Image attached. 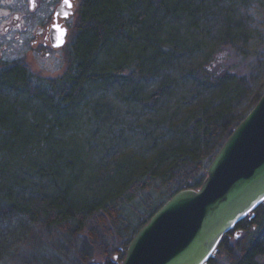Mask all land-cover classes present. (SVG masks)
I'll return each mask as SVG.
<instances>
[{
    "label": "trees",
    "instance_id": "obj_1",
    "mask_svg": "<svg viewBox=\"0 0 264 264\" xmlns=\"http://www.w3.org/2000/svg\"><path fill=\"white\" fill-rule=\"evenodd\" d=\"M242 4L84 0L59 77L45 79L19 67L1 74L0 129L7 131L0 135V226L16 219L21 226L0 230V264H50V253L66 264H99L91 261L94 255L104 258V264H115L111 258L123 259L134 234L169 197L201 185L217 150L263 93L264 85L257 88L242 72L213 65L218 53L241 52L238 44L248 41L245 24L236 19ZM208 28L213 32L206 37ZM153 79L155 87L149 91L144 84ZM112 80L126 86L109 93L106 83ZM45 85L61 101L56 108L49 105L41 124L51 135L43 126L35 127L42 140L52 138L44 151L45 142L31 147L23 138L28 132H15L12 119L23 118L20 110L25 112L28 100L43 101L34 92ZM95 91L117 97L120 106L136 113V121L133 115L114 114L109 125L119 140L111 130V148L90 156L104 163L86 170L78 156L62 149L65 136L56 139L54 134L61 136L67 129L52 118L74 108L77 96L88 109ZM19 98L21 108H16ZM99 128L103 124L87 138L92 147L104 137L102 129L100 140H93ZM140 136L145 143L133 144ZM39 147L40 155L48 157L47 173L40 162L21 169L17 157L28 161ZM82 180L93 187L81 191ZM151 189L164 197L162 202L128 233L126 208ZM253 213L222 237L206 264H264V202Z\"/></svg>",
    "mask_w": 264,
    "mask_h": 264
},
{
    "label": "water",
    "instance_id": "obj_2",
    "mask_svg": "<svg viewBox=\"0 0 264 264\" xmlns=\"http://www.w3.org/2000/svg\"><path fill=\"white\" fill-rule=\"evenodd\" d=\"M64 35L53 33V46H62ZM263 202L264 91L217 150L201 185L169 197L119 264H206L222 237Z\"/></svg>",
    "mask_w": 264,
    "mask_h": 264
},
{
    "label": "rangeland",
    "instance_id": "obj_3",
    "mask_svg": "<svg viewBox=\"0 0 264 264\" xmlns=\"http://www.w3.org/2000/svg\"><path fill=\"white\" fill-rule=\"evenodd\" d=\"M243 2L242 6L237 7L236 12V19L241 20L242 24H245V28H247L248 32V41L246 44H238L241 46V52H236V50H223L220 53L216 55L215 61H214V67L217 65H221L222 68H226L229 71H238L242 72L244 75H246L248 78H250L252 81H255L256 87H260L264 85V4H262L263 1L260 0H240ZM239 2V1H238ZM170 7H174V4H169ZM209 26H211L209 24ZM209 29V28H208ZM73 31L72 35H70L67 47L65 49V54L68 52V49L70 48L72 42H73ZM208 36L211 35V29L207 31ZM141 43V42H140ZM62 51H58V55H52L49 58H40L37 57L34 61V65L32 68V71L36 76H40L41 78H56L59 77L64 70V60L61 57ZM64 54V55H65ZM136 55L135 53H133ZM196 63L200 62V58H197L195 60ZM194 63V64H196ZM174 76H177L176 74H173ZM156 81L153 79L149 83H145L144 86L147 88V90L151 91L153 87H155ZM107 92L112 93L113 91H122V88L126 86V83L122 86V88L118 87L121 84V81H108L107 83ZM90 91V90H89ZM264 91V86L261 89V92ZM3 92H6L3 91ZM98 91L92 92L89 97L92 96V102L89 103V107L83 108L81 106V101L83 100V97L77 96L76 100L73 102L75 107L72 108L68 113H60L57 117L52 118L53 122L56 120L59 121L58 123L61 124L62 128L63 126L66 127L67 131L64 130L61 133V136L55 135L56 139H63L65 136V145H62V149L72 152L70 155L72 156H78L81 161H83L84 165L87 166L86 170H92L94 166L102 165L104 162L97 163L93 160L92 156L94 153H102L107 152L109 148H111L112 143L115 141L111 140V126L109 125L112 121V118L114 117V114L121 118H127L133 115V122L136 121V113H132L134 111L129 110L126 107L120 106L119 99L113 95L108 96L101 94L99 95L97 93ZM49 93V97H48ZM54 92H48V86L45 85L41 88H39L36 92H34L35 95L38 97H42L43 101H35V100H28L25 112H22L20 110V116L23 118H17L12 119V121L16 124L14 125L15 132L18 129L26 130L28 134L25 136L23 134L24 140H27L31 147H34L39 141L45 142L44 146L41 147L42 150L45 151L46 147H48L51 144L52 138H48L47 140H42V136L40 135L42 132L40 131H34L35 127H38L44 122L46 118V113L48 110V107L50 105V108L53 106V108H56V105L60 103L61 98H57L53 96ZM98 96V98H97ZM126 96V95H125ZM52 97V98H51ZM64 99V98H63ZM22 101L21 98H19V101L16 104V108H21L18 106L19 102ZM112 103L115 107H117V111L115 112V107L112 106ZM90 113H92L90 115ZM135 114V115H134ZM19 116V114H17ZM115 116V117H116ZM50 118V116L48 117ZM89 120V122H88ZM107 122L106 125H104ZM21 123L26 124V127L20 128ZM57 123V122H55ZM103 124V128H99L101 130V133L96 136L93 140L98 141L97 137L102 135V129L104 132V137L100 140L99 143H96L93 145V147L89 144H87V138H90V133L92 130H94L97 126H100ZM133 125V124H132ZM43 126V132L45 134H49L48 132H45L47 129L45 125ZM117 127V126H116ZM56 128V127H54ZM123 128V125L120 124L117 127ZM57 129V128H56ZM60 129V128H59ZM7 130L0 129V135L5 134ZM66 131V132H65ZM65 132V135H64ZM54 133V132H53ZM113 134H116L115 139L119 140L117 138V135L119 133L114 132L112 130ZM96 134V133H95ZM51 135V134H49ZM129 135V132L126 131V136ZM1 138V137H0ZM122 138V137H121ZM134 139H130V142H133ZM144 139L140 136L138 138V141L133 143L141 146L140 144H143ZM41 144V143H40ZM127 144H129L127 140ZM89 150L93 148V152H86V150ZM37 148L33 152H31L28 156L27 160H22L19 157H17L18 162L21 166V169L31 167L34 162L35 164L37 162L43 163L41 171L43 173H47V155H40ZM47 150V149H46ZM59 152L63 151L60 149ZM127 156V154H124ZM18 156V155H17ZM45 156V157H44ZM5 157V156H4ZM97 157V156H96ZM95 157V158H96ZM128 157V156H127ZM137 159V157L135 158ZM19 172V171H17ZM105 174V173H102ZM92 185H86L84 184L83 180L80 182V186H78V189H81V191L86 190V188L91 189ZM18 188H16L17 190ZM19 190V189H18ZM163 196L157 193L154 189H151L149 191H146L144 194L142 193L139 198H137L133 203H131L125 210V215L129 219L130 227L128 228V233H130L139 223V218L141 216H147L149 215L163 200ZM13 222L9 221L8 224H4L0 226V230H6L9 229H17L19 224V221L12 220ZM238 231H234V235H238ZM236 238V237H235ZM234 238V239H235ZM52 255V253H50ZM51 255H48V261L50 264H66L63 260L59 258H54ZM115 264L120 263L121 260H119L117 257L111 258ZM52 260V261H51ZM94 263L104 264V258L99 257L98 255H94L92 260Z\"/></svg>",
    "mask_w": 264,
    "mask_h": 264
},
{
    "label": "flooded vegetation",
    "instance_id": "obj_4",
    "mask_svg": "<svg viewBox=\"0 0 264 264\" xmlns=\"http://www.w3.org/2000/svg\"><path fill=\"white\" fill-rule=\"evenodd\" d=\"M82 1L0 0V77L15 67L32 74L37 57L49 58L58 51L64 59ZM61 31L64 44L55 47L52 35Z\"/></svg>",
    "mask_w": 264,
    "mask_h": 264
}]
</instances>
